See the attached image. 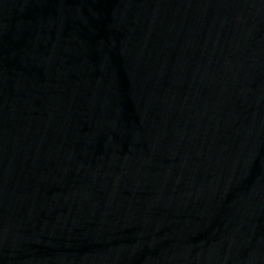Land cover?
Returning a JSON list of instances; mask_svg holds the SVG:
<instances>
[{
    "label": "water",
    "instance_id": "obj_1",
    "mask_svg": "<svg viewBox=\"0 0 264 264\" xmlns=\"http://www.w3.org/2000/svg\"><path fill=\"white\" fill-rule=\"evenodd\" d=\"M0 264H264V0H0Z\"/></svg>",
    "mask_w": 264,
    "mask_h": 264
}]
</instances>
